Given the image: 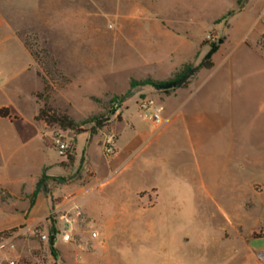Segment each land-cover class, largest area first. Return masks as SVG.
Returning a JSON list of instances; mask_svg holds the SVG:
<instances>
[{"label": "rangeland", "instance_id": "obj_1", "mask_svg": "<svg viewBox=\"0 0 264 264\" xmlns=\"http://www.w3.org/2000/svg\"><path fill=\"white\" fill-rule=\"evenodd\" d=\"M225 1V5H228L231 0ZM65 2L61 0L62 12L68 10L63 6ZM78 3H82V7H77V10H87L89 15L82 13L81 21L74 24L75 28H82L81 31L68 27L69 15L66 13L60 15L59 30L53 29L52 23L38 21L40 16L36 13H5L17 28L18 34L34 50L47 51L48 55L43 61L46 68L53 69L52 76H46L51 85L49 103L71 116L81 131L73 133L45 126L44 138L40 143L45 163L36 183L42 176L46 177L43 194L50 197L52 208L45 219L31 226L24 222L17 223L13 219L9 229H14V232L9 237L0 238V264H7L12 259L18 261V264H65L62 258L57 259L60 250L54 249L55 257L49 243L40 237L41 233L57 229L58 216L64 211L69 212L73 218L76 234L71 243L86 242L93 249L92 244L98 239L91 234L97 232V227L91 225L90 220L83 221L81 207L75 205L72 211L54 210L91 186L94 193L84 195L80 202H93L96 200L95 194L101 193V187L107 182L112 184L107 191L110 196L133 204L132 199L127 200L122 190H115L118 184L127 180L132 189L156 185L158 199L154 208L146 213H140L134 206H125L126 223L120 222V233L111 239L110 245L123 252L125 264H223L228 249L218 245L219 229L226 224L225 215H233L238 208L237 204L233 205L230 201L235 198L250 199L255 206H263L264 209V111L259 108L262 92L258 90L252 93L246 107L238 104L234 110L228 106L229 89L226 88L214 94L208 93L207 109L195 108L194 101L181 109L178 100L163 102V90L151 85L130 88L131 80L150 77H134L139 74L138 71L127 68L128 60L131 58V63L134 61L132 49L125 45L124 38L113 36V21L101 15L99 6L85 5L83 1ZM204 3V6L194 3L193 8L180 16L202 26L223 8L215 0H204ZM230 12L228 10L216 21L226 22V15ZM43 16L51 20L54 15L50 13ZM208 34L212 36L209 40L206 39ZM218 35L217 31L208 29L203 43L216 42ZM86 56L91 57L92 61H84ZM55 68L59 69L61 75L54 72ZM35 70L43 69L34 61L30 73L33 74ZM32 74H29L28 82L33 78ZM150 79L162 81L166 78ZM236 81L242 89L256 84L263 86L258 76L245 80L238 76ZM37 86L39 83L36 80H32L29 85ZM11 96L18 103H26L30 98L23 89L18 95ZM33 106L29 103L22 106V112L30 116ZM157 108L162 109L161 116L165 122V114L177 115L164 132H159V127L165 122L156 125L150 119ZM185 109L216 112L227 117L234 113L232 125L225 123L218 126L210 121L201 126V132L210 137L204 143L202 154L209 157L210 153L216 151L215 159L220 162L222 169L221 185L215 190L220 205L212 201L201 185L202 181L209 184L211 180L206 165L199 173L196 157L181 136L185 126L178 112ZM132 133L151 142L149 154H144L140 159L143 171L135 174V177L136 167L126 175L123 173L128 162L140 153L139 146L130 149L119 161V156H116L118 137ZM245 135L247 138H244ZM217 136L218 140H213ZM57 141L67 145L63 154L59 153ZM108 142L112 144L109 155L105 152ZM69 155L73 157L71 161L67 158ZM202 158L201 154L198 155L200 167L203 164ZM24 170L26 168L12 172L22 173ZM235 181L239 184L238 188L234 187ZM252 184L255 193L251 189ZM34 189L25 192L12 187L13 192L19 195H11L0 188V212H25L36 198L32 196ZM150 192L139 193L138 196ZM246 206L248 208L249 204ZM125 227L128 229L126 233L123 231ZM141 231L146 236L142 237L139 233ZM54 244H62L59 236ZM67 254L70 256L73 251L68 250Z\"/></svg>", "mask_w": 264, "mask_h": 264}, {"label": "crops", "instance_id": "obj_2", "mask_svg": "<svg viewBox=\"0 0 264 264\" xmlns=\"http://www.w3.org/2000/svg\"><path fill=\"white\" fill-rule=\"evenodd\" d=\"M65 1L63 6L68 10L62 12L61 0H0V110L7 109L8 114L6 117L0 116V188L7 190L9 194L19 195L13 192L12 187L25 192L34 189L45 163L44 151L40 143L44 138L43 131L46 125L34 119L39 107L34 94L39 92L38 89L42 90V80L36 74V70L33 74L30 73L34 59L25 47L17 28L5 13L21 15L36 13L40 16L38 21L52 23V28L56 30L61 28V13H66L69 15L68 27L81 31L82 28H75L74 24L81 21L82 13L89 15L87 10H77V7H82V3L78 2L99 6L101 15L113 21L115 27L113 36L124 38L125 45L132 49L134 61L131 63L130 58L127 68L138 71L139 74L134 77L154 79L171 77L183 64H198L209 50V45L203 43L204 35L208 29H213L219 33L217 39L222 41L218 42L217 50L212 55L213 66L199 70L186 87L176 89L169 94L164 93L163 102L178 100L182 109L194 101L195 108L207 109L208 93L214 94L226 88L229 89L228 106L234 110L238 108V104H244L246 107L251 101L250 95L259 90L263 94L259 108L264 111V48L260 45V40L264 37V0H231L228 5H225V0H215L222 4L223 8H220L221 10L202 26L187 21L180 14L193 8L194 3L204 6V0ZM228 10L231 11V15L227 17L226 22H216ZM50 13L54 15L53 18L45 19L43 15ZM93 28L92 25L91 29ZM84 61H92V58L86 56ZM251 67L254 68L250 70ZM29 74H32L33 78L28 82ZM238 76L244 80L258 76L262 79L263 86L256 84L242 89L237 84L238 80L236 81ZM32 80H36L39 86L29 87ZM21 89L30 97L26 103H18L11 96L18 95ZM33 89L34 94H32ZM28 103L34 106L32 113L27 117L21 107ZM178 114L182 117V124L185 126L184 134L181 136L196 157L197 170L201 173L202 167L206 165L211 176L209 184L202 181L201 185L212 201L220 205L215 190L221 185L222 169L220 162L215 159L216 151L210 153L209 157L202 154L205 149L204 143L210 137L201 132V126L210 121L218 126L225 123L232 125L235 120L234 113L227 117L216 112L210 113L205 110L194 112L185 109L180 110ZM165 115L166 122L159 127V132L166 131L177 116ZM217 138L219 136L213 140H218ZM244 138H247V135ZM150 143L141 135L133 133L118 137L117 161L130 149H135L137 146L141 149L140 153L134 155L128 162L123 174L126 175L134 167H136L134 177L135 174L143 171L140 159L144 154H149ZM200 154L204 157L201 167L198 159ZM230 155L231 153L228 156ZM20 168L26 170L22 173L12 172ZM233 184L234 187H239L236 181ZM111 185L109 182L103 185L100 189L101 193L95 194L96 200L93 202H80L84 195L94 193L91 186L85 192L70 197L56 207L54 211H72L75 205L80 206L83 221L90 220L91 225L97 227L98 235L100 233L97 242L92 244L93 249H90L86 242L74 244L71 243L72 241L68 243L61 241L62 244L59 246L54 244V248L61 252L57 256L58 260L62 258L65 264H125L122 259L123 252L110 246L111 239L120 233L118 231L120 222L126 219L125 206L128 205L130 208L134 206L140 213L152 210L157 203L158 187L153 184L132 189L128 180L121 185L118 184L115 190L118 192L122 190L127 200L132 199L133 204H130L119 201L118 197L110 196L107 191L111 189ZM251 189L254 191L253 184ZM148 191L151 192L138 196L139 193ZM116 194L118 196V193ZM230 202L233 205L237 204L238 208L233 215H225L226 224L219 229L218 245L228 249V256L223 264H264L263 206L257 207L250 199L242 198L241 200L235 198ZM241 205L244 209L240 208ZM51 208L50 197L39 193L25 212H16V214L0 212V231L9 229L13 219L17 223L24 222L27 226H31L45 219ZM123 231L126 233L128 229L125 227ZM139 233L142 237L146 236L142 231ZM75 234L73 230V238ZM68 250L73 251V254L69 256Z\"/></svg>", "mask_w": 264, "mask_h": 264}, {"label": "trees", "instance_id": "obj_3", "mask_svg": "<svg viewBox=\"0 0 264 264\" xmlns=\"http://www.w3.org/2000/svg\"><path fill=\"white\" fill-rule=\"evenodd\" d=\"M231 15V12L228 13L226 16L228 17ZM218 22V21H216ZM24 45L30 52L34 61L42 68L43 70H37L36 74L41 77L42 80V90L36 92L34 95L36 97V101L39 104L38 110L34 116L36 121L43 122L48 127H57L62 131H72L73 133H79L81 131L79 124L69 116L65 111H61L58 108H54L50 103V91L51 85L46 76H52L53 69H48L45 67L44 58L48 55L45 49L41 50H34L31 45H29L24 38ZM209 50L208 52L202 57L198 64L193 63H186L180 66L173 75L165 80L158 81L153 80L150 78L143 79V80H131L130 81V88H134L136 86H143V85H151L156 89L163 90L165 94H169L172 91L186 87L192 77H194L197 72L203 68L208 69L213 66L212 62V55L217 50L218 47V40L216 42L209 43ZM41 53V56L39 55ZM56 62V61H55ZM54 72L61 75L59 69L55 68ZM7 109L0 110V116L6 117ZM68 160H72V155H69ZM46 177L42 176L38 182L36 183L35 189L33 191V198H35L39 193H44V182ZM14 232V229H7L0 232V238L9 237ZM49 234H57V229H52V231L48 232ZM49 246L51 248L52 254L56 257L54 242L48 241Z\"/></svg>", "mask_w": 264, "mask_h": 264}, {"label": "built area", "instance_id": "obj_4", "mask_svg": "<svg viewBox=\"0 0 264 264\" xmlns=\"http://www.w3.org/2000/svg\"><path fill=\"white\" fill-rule=\"evenodd\" d=\"M212 36L211 35H206V39H211ZM260 45L264 48V37L261 38L260 40ZM161 108H157L155 109L152 114H151V122L156 124V125H160L162 123L165 122L164 118L161 116ZM57 144L59 146V153L60 154H63L67 148V145L64 144V143H60L59 141H57ZM105 152L106 154H111L112 152V144L111 142H108V145L105 149ZM77 209V208H76ZM79 211L77 213V215H79ZM59 225L57 227V234H49L48 232L47 233H41L40 234V237L43 241H49L50 240V237L53 235L54 236V241L55 242V239L57 236L60 237L61 241L62 242H65V243H68L72 240L73 238V218L72 216L70 215L69 212H62L59 214ZM91 236L93 238H97L98 237V233L97 232H93L91 234ZM7 264H18V261L16 260H8L7 261Z\"/></svg>", "mask_w": 264, "mask_h": 264}, {"label": "water", "instance_id": "obj_5", "mask_svg": "<svg viewBox=\"0 0 264 264\" xmlns=\"http://www.w3.org/2000/svg\"><path fill=\"white\" fill-rule=\"evenodd\" d=\"M218 42L221 43V42H222L221 39H219ZM50 241H51V242L54 241V236H53V235L50 237Z\"/></svg>", "mask_w": 264, "mask_h": 264}]
</instances>
